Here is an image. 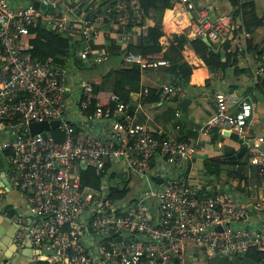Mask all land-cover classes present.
<instances>
[{"label":"built area","instance_id":"2783aa9c","mask_svg":"<svg viewBox=\"0 0 264 264\" xmlns=\"http://www.w3.org/2000/svg\"><path fill=\"white\" fill-rule=\"evenodd\" d=\"M15 1L0 0V154L8 152L5 161L10 185L26 199L25 214L4 211L15 226L16 246L24 249L30 245L36 264H189L192 249L207 258L233 261L251 248L264 253V233H248L237 226L247 218L246 207L238 206L226 192L198 199L175 174L195 157L194 145L170 135L157 140L144 126L134 123L129 105L117 97L112 98L114 117L121 121L108 120V113L98 103L93 114H81L91 103L94 83L78 82L77 99L71 104L66 97L69 84L75 81L71 70L51 59L35 61L29 48L20 45L19 37L39 20L60 36L71 34L68 15L74 8L67 9L69 13L61 9L70 2ZM34 1L47 12L34 10ZM180 1L189 11L195 10L189 0ZM239 1L243 4L246 0ZM104 3L92 7L81 21L78 31L84 41L96 37L105 23L124 32L128 26L139 27L144 20L138 0ZM241 24L240 15L234 19L213 16L205 6L195 11L186 36L221 43ZM77 58L90 66L107 60L104 54L95 56L87 48L78 52ZM128 58L142 69L155 66H146L139 57ZM261 72L260 67L255 76ZM160 90L163 102L186 98L178 84H164ZM214 105L216 112L203 125L202 134L220 129L245 141L252 105L224 94L214 97ZM231 107H237L234 114ZM175 116L179 117L178 112ZM79 119L87 123L109 121L113 139L96 138L82 128L75 133L72 126ZM55 121L60 122L54 131L63 135L61 142L52 137L54 131L30 135L32 123ZM247 150L250 165L264 168L260 139L248 143ZM154 160L159 161L157 166L152 165ZM88 167L100 177L97 189L81 183L80 169ZM172 172L174 178L169 177ZM111 174L115 176L111 178ZM152 176L160 183L152 181ZM124 183L128 189L137 184V193L110 201L108 189Z\"/></svg>","mask_w":264,"mask_h":264},{"label":"crops","instance_id":"0c3cea01","mask_svg":"<svg viewBox=\"0 0 264 264\" xmlns=\"http://www.w3.org/2000/svg\"><path fill=\"white\" fill-rule=\"evenodd\" d=\"M8 1L11 4H16L15 0ZM67 1L70 2V6L64 3L61 9L67 12V9L74 8V13L68 15L71 19L73 32L66 34L68 36H61L67 37L71 42L76 43L77 52L87 48L89 53L95 56L104 54L107 57L105 62L98 65L90 66L88 63L81 62L80 66L70 68L71 77L75 81L69 84V93L66 94V97L73 104L78 94L77 84L81 80L92 81L96 85L97 82L93 79L94 77L138 64L128 58L129 56L124 55L123 50L130 41L132 43L138 42L142 30L152 26L153 22L147 20L143 29L131 28V30L128 29L124 32L114 24L105 23L99 27L96 37L84 41L80 38L78 31L81 21L89 16L92 7L96 8V6L102 5L105 0ZM189 1L193 4L195 10L205 6L209 7L213 16L228 17L232 13L229 0ZM247 1L255 4V12L258 19L261 20V25L250 27L249 32H246L244 28L239 34H235L233 31L222 43L213 44L214 46L219 47V45L228 42L230 47L228 52H239L241 55L245 54L247 44L258 48L262 46V39L264 38V0ZM194 15L195 12L189 11L180 0L175 2L172 9L164 12L162 17L164 36L160 40L164 49L169 46L174 35L184 34L186 36L189 21ZM49 29L54 32L51 26H49ZM187 39L192 41L195 38L187 37ZM181 55L182 60L191 67L189 86L201 89V91H195L194 96L186 95V98H191L192 102L184 113L179 106L178 109L175 107L170 109V107L163 106L162 102H146L145 99L148 97L150 89L160 90L164 84H176L174 75H166L159 69V66H163L162 64H159V66L153 64L155 66L142 70L140 89L137 93L130 95L129 110L134 123L144 126L155 136L170 135L177 140L194 145L197 149L195 157L185 168H177L175 174L187 182L197 193L198 199L218 192L231 194L238 206L246 207L248 210L247 218L237 226L248 233H264V168L260 165H250L247 149L241 158H232L241 150L242 145L226 134L229 131L216 129L212 133L204 135L201 130L207 120L216 112L214 97L217 94L228 95L237 98L240 102L246 101L252 105V115L245 128L246 138L244 142L252 143L260 139L261 147L264 148V96H259L257 100L244 96V92L255 81L256 71L251 69V72L242 76H235L232 69L227 73L210 72L188 46H185ZM238 60L239 68L248 69V58H239ZM91 72L94 73V77L90 78L88 75ZM206 83L209 84V87L204 89ZM105 88L107 90L109 86L106 85ZM229 111L234 114L237 107H231ZM176 112H178L179 117L175 116ZM76 123L96 138L102 140L113 139L109 121L102 119L99 122L87 123L79 119ZM158 163V160L152 161L154 166H157ZM176 175L172 172L169 177L174 178ZM150 179L156 182L153 176ZM136 186L137 184H134L129 187L131 195L137 193L135 191ZM261 200H263V203L257 206L261 203ZM0 201L1 208L6 205L4 211L25 214L26 206L23 202V194L11 187L8 168L0 171ZM3 217L5 216L3 215ZM3 217L0 215V264H36L29 245L24 249L16 246L13 223L6 224L2 219ZM188 260L190 264L243 263V261H233L230 258H207L204 253L197 249H192L191 258H188Z\"/></svg>","mask_w":264,"mask_h":264},{"label":"trees","instance_id":"16d2710c","mask_svg":"<svg viewBox=\"0 0 264 264\" xmlns=\"http://www.w3.org/2000/svg\"><path fill=\"white\" fill-rule=\"evenodd\" d=\"M138 1L140 9L143 12L144 20L137 28L141 29L147 20L152 21L153 25L144 28V31L142 30L138 42L132 43L130 41L127 44L123 50L124 55L127 57L130 55L139 57L146 66L152 64L159 66V64L162 63L163 66H159V69L166 75H174L176 84H178L186 92V95L189 96H194V92L201 91V89H195V87L189 86L191 67L182 60L181 55L185 46H188L194 52L210 72L220 71L227 73V71L232 69L235 76H242L251 72V69L257 71L261 67L263 68V72L255 76V81H253L252 85L244 92V96L254 100H257L259 96H264V62L262 61L264 38L262 39V46L260 48L247 44L245 54L242 55L239 52H228L230 48L228 42L219 45V47L214 46L212 43L208 46L202 41V38L193 39L191 41L188 40L184 34L174 35L169 46L164 49L160 43L161 38L164 36L162 32V17L166 10L173 8L177 0ZM192 1L194 2L195 0ZM229 1L232 13L228 17L234 19V17L240 15L242 19V27H235V34L241 33L242 28H244L246 32H249L250 27H258L261 25V20L258 19L255 12L254 3L248 2L247 0L243 4H241L239 0ZM108 2H110V0L105 1L104 4ZM196 10H198V8ZM131 28L133 29L132 26H128L125 30H131ZM19 43L21 46L29 48L28 51L31 58L35 61L45 62L51 59L56 64L69 70L70 68H75V66H80L82 62L77 58V44L71 42L67 37L57 35L49 29V26L42 23L41 20L35 25H31L27 28L26 34L19 37ZM115 52L117 51L115 50ZM238 57L249 59L248 69H241L238 67ZM142 70L140 65L134 64L130 67L116 69L97 77H94V73L91 72L88 77H94L93 79L97 83L93 86V91L90 96L91 103L88 109L84 112L81 111V114H88V116L93 114L94 107L98 103L102 111L108 113V120L115 119L116 121H121V118L114 117L115 104L112 102V98L117 97L121 103L129 105L130 95L132 93H137L140 89ZM106 85L109 86L107 90L105 88ZM208 87L209 84L206 83L203 88L206 89ZM160 92L161 90L159 89H150L149 95L145 101L149 103L162 102L163 106L172 109L174 107L177 108L178 104L183 100L180 101L178 98H172L170 101L163 102L159 100ZM72 127L75 133L80 129L77 123H74ZM51 135L57 142H61L64 139L63 135L58 131L52 132ZM163 137L155 136L157 140H161ZM7 154V151L0 154V171L6 168L5 156ZM113 176L115 175H110L111 178H113ZM80 178L82 185H87L95 189L99 187L101 182L100 177H97L90 167L80 169ZM126 183H124L122 187L116 185L110 187L108 189V199L112 202H117L126 198L130 194V190L126 188ZM239 260L243 261L244 264H264V253L251 248L248 249Z\"/></svg>","mask_w":264,"mask_h":264},{"label":"water","instance_id":"95a60500","mask_svg":"<svg viewBox=\"0 0 264 264\" xmlns=\"http://www.w3.org/2000/svg\"><path fill=\"white\" fill-rule=\"evenodd\" d=\"M32 8L34 10H40L42 12H46L47 11L46 10V7L44 5L39 4L36 1L32 2ZM202 41L205 44H207L208 46H210V43H209V41L206 38H203ZM191 102H192V99L191 98H184L178 104V106L181 109V111L184 113L186 111L187 107L191 104ZM59 124H60V122H58V121L51 122V123H47V122L32 123L30 125V127H29V133H30V135H36V134H39V133H46V132L54 131V130L57 129V127L59 126ZM226 134H228L231 139H233L234 141H237L238 143H240L242 145L241 150L235 155V157H232V158H241L246 153V149L248 147V143H246L242 139H240L238 137V135L236 133H234V132H227ZM153 179L156 182H158V183L160 182V179L157 178V177H154ZM23 202H24V205L26 206V199H25L24 196H23ZM5 206L2 207V208L0 207V215H1V217H3V215H4V208H5ZM2 219L4 220V222L6 224H11L7 218L3 217ZM13 227L15 229V226L14 225H13ZM216 230H219L220 231L221 228L218 227V228H216Z\"/></svg>","mask_w":264,"mask_h":264},{"label":"clouds","instance_id":"9594fccd","mask_svg":"<svg viewBox=\"0 0 264 264\" xmlns=\"http://www.w3.org/2000/svg\"><path fill=\"white\" fill-rule=\"evenodd\" d=\"M47 10V9H46ZM47 12V11H46ZM6 169V168H5Z\"/></svg>","mask_w":264,"mask_h":264}]
</instances>
